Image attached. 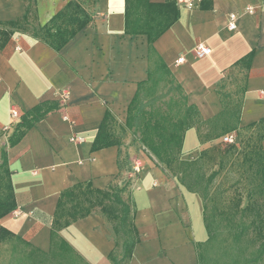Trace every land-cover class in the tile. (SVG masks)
Masks as SVG:
<instances>
[{"label": "crops", "instance_id": "crops-1", "mask_svg": "<svg viewBox=\"0 0 264 264\" xmlns=\"http://www.w3.org/2000/svg\"><path fill=\"white\" fill-rule=\"evenodd\" d=\"M146 1L170 4L178 12L154 47L182 86L188 105L199 110L203 121L234 107L220 93L222 82L234 75L243 79L236 83L241 85L236 88L241 95L238 128L256 124L264 134V0H196L192 6L183 0ZM71 2L81 18L91 19L58 51L35 37L34 29L53 25L51 20ZM29 5L25 30L12 32L5 24L23 19ZM125 12L126 0H0V165L4 152L17 204L0 225L42 252H58L65 241L83 264H113L117 235L100 206L60 230L53 229V222L68 189L122 190L139 238L127 264H198L196 246L209 237L201 193L189 190L165 164H157L141 143L93 150L107 111L111 125L115 120L125 125L138 84L148 79V37L126 34ZM232 13L238 15L235 30L228 29ZM200 42L211 48L203 58L194 54ZM182 56L185 62L179 64ZM63 90L69 94L65 101ZM42 105L51 111L11 146L14 130L3 131L11 111L17 109L22 117ZM72 137L82 141L72 142ZM261 145L264 149V137ZM208 147L191 128L181 159L197 160ZM91 194L68 200L65 208L72 210L75 201L83 209L91 207L100 198Z\"/></svg>", "mask_w": 264, "mask_h": 264}, {"label": "trees", "instance_id": "trees-1", "mask_svg": "<svg viewBox=\"0 0 264 264\" xmlns=\"http://www.w3.org/2000/svg\"><path fill=\"white\" fill-rule=\"evenodd\" d=\"M76 6V7H75ZM161 7V9H158ZM78 6L75 3H69L65 9L59 12L52 20L53 25H46L40 29H34L35 37L43 40L56 50L62 49L69 41H71L89 22L90 19L81 18L78 11L74 12ZM73 9V10H72ZM172 6L168 5H153L146 0H126L125 12V32L129 35H146L148 37V79L138 84L137 91L134 98L130 102L127 112V119L125 127L130 131H137L139 134V142L155 156L158 162L166 165L168 169L172 165L179 164L184 167L181 175V182L189 190L201 193L205 202V225L208 231V239L204 243L197 244L198 264H210L208 261L207 251L212 247L214 241V232L212 228L211 219L207 215L206 194L200 190L193 188L186 181V174H188L189 166L193 165V161L182 160L181 151L185 133L194 128L197 123L201 122L210 127L207 132L206 141L217 140L224 134L231 132L238 128L237 123L231 124L226 121V117L234 115V111L229 113V110L224 109L222 113L214 118L203 121L199 110L193 106L188 105V98L182 86L177 82L175 76L165 63L163 58L159 55L154 47L155 41L165 33L169 27L178 18V12H174ZM72 10V11H71ZM32 12L30 5L27 7V15L16 22L5 24L11 28L12 32L16 30H25L29 22V13ZM89 17V14H87ZM61 22L56 26V23ZM56 26V27H53ZM252 55L247 56L243 61H249ZM51 110L44 105L38 106L30 110L20 118L18 124L13 128V134L9 138L11 146L16 145L20 139L25 135L37 121L44 118ZM111 113L107 111L105 119L101 125L96 136L93 150L106 148L116 145L118 142L114 138L111 125ZM223 120L224 125L218 127V121ZM264 120H261L263 123ZM252 124L249 128L254 127ZM214 128V129H213ZM264 137V134H261ZM200 138V136H199ZM238 143V139L237 142ZM235 143V144H236ZM232 145L227 148H232ZM219 150V149H218ZM261 155H264V149L260 150ZM206 150L202 151L200 158L205 155ZM220 152V154H224ZM224 156V155H223ZM263 162L259 167L260 184L264 186V156ZM3 163L0 165V220L12 213L16 209V200L11 184V173L7 166L6 154L2 152ZM223 159L220 160L222 162ZM222 165H219L217 170L211 172L207 177L206 187H209L215 180L218 171ZM202 177V176H199ZM199 178L196 179L195 184L198 185ZM81 186H75L64 191L61 194L55 220L53 222V229L60 230L71 224V221H76L79 218L87 216L91 209L100 206L103 213L110 221L115 222L113 231L117 236H122L121 244L122 254L119 258L117 253L110 255V260L113 264H127L132 256V250L136 243H138V233L133 227L131 217V206L129 202L122 197V190L100 191V190H81ZM88 188V187H87ZM6 190V194L2 192ZM97 193L100 197L97 202H90L92 206L86 209L81 207L79 201L72 205V210H67L65 204L68 200H74L78 196H84L85 199L91 196V193ZM69 216L71 219H69ZM243 229V228H242ZM238 235L237 239H240ZM15 238L18 241L24 242L26 245L32 247L33 252H41L34 248L29 242L25 241L19 236L13 234L6 227L0 225V243L7 239ZM57 253L60 257L66 259L70 257L74 263L78 264L81 261L75 251L65 242L61 241ZM49 254V253H46ZM264 261V243L253 252L252 256H241L232 264H260ZM81 263V262H80Z\"/></svg>", "mask_w": 264, "mask_h": 264}, {"label": "rangeland", "instance_id": "rangeland-1", "mask_svg": "<svg viewBox=\"0 0 264 264\" xmlns=\"http://www.w3.org/2000/svg\"><path fill=\"white\" fill-rule=\"evenodd\" d=\"M239 79L240 82L243 81L232 75L220 85L222 99L234 105L228 109L230 114L234 111V115L230 118L226 117V121L231 124L237 123L241 104V95L236 93V88L241 87L236 85ZM223 122L220 120L214 126L221 127L224 125ZM194 128L198 131L202 145L205 147L209 145V147L205 155L193 160L194 164L189 166V173L185 176H187L186 181L193 188L206 194L207 215L211 219L215 234L212 247L206 252L208 261L210 264H232L241 256H252L257 247L264 243V186L260 184L259 176V167L264 156L260 152L263 150L262 131L255 127L232 130L229 133L237 136L238 143L227 150L231 145L220 143L218 139L206 141L209 126L199 122ZM112 132L114 138L121 144L140 146L138 132L128 130L124 124L116 120L112 124ZM130 140L133 144L129 143ZM140 148L152 158L147 150L142 146ZM223 151L226 153L220 154ZM221 159H223L222 162H220ZM157 164L164 166L161 162ZM219 165L222 167L214 182L206 187L205 179L212 171L217 170ZM183 169V166L174 164L169 171L180 179ZM197 178L200 179L198 185L195 184ZM6 193V190L2 192V194ZM95 210L99 211L100 208L96 207ZM111 223L115 226V222L111 221ZM240 234V239H237ZM114 237L119 244L117 255L120 257L123 238L115 235ZM33 251L31 246L22 241L15 238L7 239L0 243V264H76L67 258L65 260L60 257L54 253L55 251L49 254ZM78 264L83 263L78 262ZM260 264H264V261Z\"/></svg>", "mask_w": 264, "mask_h": 264}, {"label": "built area", "instance_id": "built-area-1", "mask_svg": "<svg viewBox=\"0 0 264 264\" xmlns=\"http://www.w3.org/2000/svg\"><path fill=\"white\" fill-rule=\"evenodd\" d=\"M195 1L196 0H183V2L186 3L189 6H192L195 3ZM247 11L250 12V13H252V12H254V9L253 8H248ZM237 18H238V15L235 14V13H232L230 15V21H229V24H228V29L229 30H235L236 29V20H237ZM210 53H211V48L207 44H205L203 42L198 43L195 46V48H194V54L198 58L206 57ZM185 59H186L185 56H182V57H180L178 59L177 62L179 64H182V63L185 62ZM68 95L69 94H68V92L66 90H63L61 92V96L63 98V101H65V100L68 99ZM260 95H261V98L264 101V89L260 91ZM20 118H21V114L19 113V111L17 109L14 108L11 111V121H10V123L8 125H6L3 128V131L7 133L9 130L13 129L14 126L19 123ZM71 141L72 142L82 141V139L79 138V137H72L71 138ZM236 142H237V136L234 133H227V134H225L222 137V143H224V144L230 145V144H235ZM139 166H140V163L136 167L137 170H138V167Z\"/></svg>", "mask_w": 264, "mask_h": 264}]
</instances>
